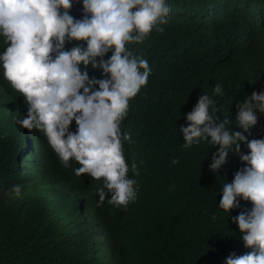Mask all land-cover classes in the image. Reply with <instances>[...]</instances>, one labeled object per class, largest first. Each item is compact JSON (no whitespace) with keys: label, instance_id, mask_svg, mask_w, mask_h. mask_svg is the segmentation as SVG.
I'll use <instances>...</instances> for the list:
<instances>
[{"label":"clouds","instance_id":"obj_1","mask_svg":"<svg viewBox=\"0 0 264 264\" xmlns=\"http://www.w3.org/2000/svg\"><path fill=\"white\" fill-rule=\"evenodd\" d=\"M190 9L196 27L174 23L180 45L174 31V51L157 45L147 55L166 28L167 0H0V82L7 99L23 100L21 113L2 114L16 125L15 171L26 173L2 192L13 200L58 195L77 216L76 230L112 254L91 207L127 210L153 166L126 162L131 136L120 127L148 85L154 115L144 125L165 152L166 164L153 160L171 176L148 190L146 218L167 213L200 229L211 222L203 254L202 239L190 249L198 264H264V67L249 72L238 63L264 49V14L250 0H195ZM222 71L242 74L246 93L230 117L213 101L229 86L181 90L190 75L218 80ZM33 129L53 162L45 158L42 181L27 169Z\"/></svg>","mask_w":264,"mask_h":264},{"label":"trees","instance_id":"obj_2","mask_svg":"<svg viewBox=\"0 0 264 264\" xmlns=\"http://www.w3.org/2000/svg\"><path fill=\"white\" fill-rule=\"evenodd\" d=\"M250 1L264 14V0ZM194 2L195 0H167L170 14L166 28L160 39L153 40V45L146 51L147 55H151L157 45H162L168 53L174 51L171 41L174 31L180 45V32L174 26L177 20L196 27V17L191 15L190 9ZM261 19L264 23V17ZM245 49L248 50L246 46ZM238 63L249 72H257L259 67H264V49L239 58ZM217 74L218 80L212 76L190 75L187 85L181 90L191 91L215 81H219L221 86H229L227 92L215 95L213 101L222 106L221 109L230 117L237 101L246 96L243 86L237 84L242 74L235 75L229 71ZM7 94L10 92L0 82V264H114V257L118 264H198L197 255L192 257L190 249L202 239L203 244L198 254H203L205 241L208 240L204 237L212 234L215 229L211 222L207 221L200 229L187 222L178 223V220L167 218V213L162 218L153 215L151 221L146 218V215L149 217L151 214L146 212V206L143 205L148 190L157 184L168 182L171 176L170 174L167 180L166 167L153 160L154 156H158V161L166 164L163 155L165 152L159 146L154 132L148 131L144 125L154 115L148 105L151 102L148 85L142 87L137 96L129 101L128 114L120 127L122 133L131 136V141L123 143L126 162L131 165L135 162L142 168L152 162L153 166L139 187L136 202L128 206L127 210L122 209L123 206L117 208L107 202L102 206L93 203L91 207L95 225L103 231L100 240L109 242L114 251L112 254H107L101 245L96 249L91 241L76 230L77 216L69 211L58 195L36 194L34 197H18L13 200L12 195L8 197L2 192L4 182L26 176L23 171H15L13 153L16 146V125L2 114L3 108L21 113L23 100L19 96L7 99ZM29 135L34 147L28 152V174L42 181L47 173L44 166L45 158L48 157L47 144L35 129ZM213 181L216 189H219L221 179L215 177ZM155 190L157 188L152 192ZM96 197L98 195L93 194V198ZM193 233H199V236ZM93 241L98 244L95 239ZM111 243H116L122 252L115 251ZM220 256L218 253V258Z\"/></svg>","mask_w":264,"mask_h":264},{"label":"rangeland","instance_id":"obj_3","mask_svg":"<svg viewBox=\"0 0 264 264\" xmlns=\"http://www.w3.org/2000/svg\"><path fill=\"white\" fill-rule=\"evenodd\" d=\"M22 148V145L20 144V147L18 148V149H21ZM20 153V150H18V152H17V155ZM17 155H16V158H17ZM49 156V155H48ZM47 165L49 166V168H50V166H53V162H52V160L51 159H49V158H47ZM76 186H77V184H76Z\"/></svg>","mask_w":264,"mask_h":264}]
</instances>
